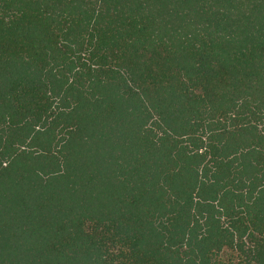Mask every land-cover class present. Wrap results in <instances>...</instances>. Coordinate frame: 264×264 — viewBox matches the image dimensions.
<instances>
[{
  "label": "trees",
  "instance_id": "1",
  "mask_svg": "<svg viewBox=\"0 0 264 264\" xmlns=\"http://www.w3.org/2000/svg\"><path fill=\"white\" fill-rule=\"evenodd\" d=\"M0 264H264V0H0Z\"/></svg>",
  "mask_w": 264,
  "mask_h": 264
}]
</instances>
